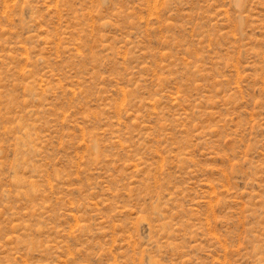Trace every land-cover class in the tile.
Here are the masks:
<instances>
[{
    "label": "rangeland",
    "instance_id": "374dc122",
    "mask_svg": "<svg viewBox=\"0 0 264 264\" xmlns=\"http://www.w3.org/2000/svg\"><path fill=\"white\" fill-rule=\"evenodd\" d=\"M0 264H264V0H0Z\"/></svg>",
    "mask_w": 264,
    "mask_h": 264
}]
</instances>
